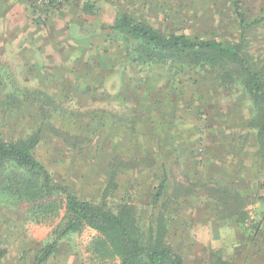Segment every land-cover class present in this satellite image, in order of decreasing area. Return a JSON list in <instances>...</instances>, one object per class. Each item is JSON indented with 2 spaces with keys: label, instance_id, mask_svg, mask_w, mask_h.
I'll return each mask as SVG.
<instances>
[{
  "label": "trees",
  "instance_id": "trees-1",
  "mask_svg": "<svg viewBox=\"0 0 264 264\" xmlns=\"http://www.w3.org/2000/svg\"><path fill=\"white\" fill-rule=\"evenodd\" d=\"M242 3L233 0L240 37L230 43L162 32L127 9L118 11L109 29L111 35L123 39L120 60L126 65L154 71L170 67L169 76H179L182 85V78L191 81L198 74L193 80L195 89H202V82H210L216 89H234L243 94L250 114L237 121L238 137L232 145H222L230 159L245 157L253 148L247 165L232 167L225 158L217 165L212 156L209 164L213 162L215 169L205 170L209 164H204L196 149L186 152L184 132L174 126L165 128L171 121L166 120L167 109L162 105L164 98L170 99L171 88L158 93L151 91L153 86L147 87L149 107L138 97L133 101L127 98L126 105V99L121 98L122 88L116 97L122 99L123 110L109 114L103 109L99 115L96 110L66 106L59 101L62 94L42 88L18 92L0 89V207L9 213L27 208L36 222L60 216L63 211L53 231L54 240L41 249L35 264L44 262L61 238L86 227L99 233L93 242L96 255L117 258L118 264H237L222 258L212 263L188 262L173 239L176 230L183 227L185 210L190 206L203 207L207 218L213 214L220 226L236 224L245 228L250 202L247 192L251 190L245 180L264 176V61L257 60L248 46L249 35L264 24V9L258 18L249 20ZM96 10L94 3L83 5L85 13ZM205 72L212 74L203 78ZM124 82L128 90L139 86L137 81ZM28 105L36 107L40 116L23 115ZM147 109L162 113L154 120L152 115L144 117ZM47 138L74 148L75 153L71 151L68 158L84 153L79 163L86 167L87 174L93 167L90 161L103 157L107 179L99 196L84 197L69 183L57 180L55 170L52 172L41 158L40 150ZM96 145L101 148L97 150ZM180 165L194 166L193 179L204 180L190 184L183 171L177 178L173 167ZM151 170L160 178L153 184L144 180ZM143 171L146 173L141 174ZM126 174H130L129 184L123 188ZM138 181H144L140 191L136 190Z\"/></svg>",
  "mask_w": 264,
  "mask_h": 264
},
{
  "label": "rangeland",
  "instance_id": "rangeland-1",
  "mask_svg": "<svg viewBox=\"0 0 264 264\" xmlns=\"http://www.w3.org/2000/svg\"><path fill=\"white\" fill-rule=\"evenodd\" d=\"M21 1L31 9V22L21 6L13 11V7L6 9L0 17V89L4 92L42 88L50 93L62 94L59 101L66 106L82 111L96 110V115H99L103 109L109 114L123 110L122 99L116 97L121 94L122 88L125 90L121 98L126 99V105L136 97L140 103H147V87L153 86L151 91L158 93H165L171 88L170 99L164 98L162 105L167 109L166 120L171 121L165 128L174 126L175 130L184 132L186 145L183 148L188 149L186 152L196 149L204 164H209L212 156H215L213 161L217 165L224 158L232 167L248 164L253 148L247 151L245 157L230 159L227 153L224 154L226 149L222 145H232L238 137L237 121L250 114L251 108L243 94L234 89H216L210 82H202V89H195L193 80L200 76L198 74L190 78L191 81L182 78L185 81L182 85L179 76L176 79L169 76L170 67L154 71L144 66L126 65L120 60L123 39L111 35L109 29L118 11L127 9L162 32L185 33L193 38H217L230 43L240 37L233 0H60L46 12L45 19L36 16L27 0ZM86 2L97 5V11L85 14L83 5ZM242 5L246 17L254 20L262 13L264 0H243ZM8 13L11 16H7ZM249 39L250 51L257 60L264 61V24L257 26ZM84 73L89 75L83 77ZM211 74L205 72L203 78ZM124 81L127 84L137 81L139 86L128 90ZM70 84L72 86L68 90L63 89ZM147 104L149 107V102ZM147 110L144 117L152 115L154 120L162 113ZM21 113L40 116V111L32 105L25 107ZM49 141L47 138L46 146L40 150L41 158L52 172L55 170L57 180L69 183L84 197L99 196L107 179L103 157L100 155V160L90 161L93 167L87 174L86 167L81 165L84 153L81 157L76 153L68 158L74 148ZM96 148L98 150L101 145H96ZM86 161L88 164L89 161ZM193 169L194 166L173 167L177 178H181L183 171V175L187 174L190 178V184L198 185L204 179H193ZM204 169L214 170L213 162ZM129 175L122 178L125 182L121 183L123 188L129 184ZM159 179L151 170L144 180L153 184ZM143 182L138 181L136 190H141L140 183ZM245 182L251 188L247 192L250 202L246 206L248 217L245 228L236 224L220 226L216 216L212 214L207 218L201 206H190L185 210L187 218L183 227L176 230L173 240L188 262L212 263L222 258L237 264H264V176L261 179H246ZM61 215L36 222L27 208L9 213L0 207V255L22 252L24 256H38L41 249L54 240L53 231ZM98 236L95 229L86 227L81 232L61 238L49 257H63L65 264L70 263L72 258L79 259L75 264H118L117 258L96 255L93 242Z\"/></svg>",
  "mask_w": 264,
  "mask_h": 264
},
{
  "label": "crops",
  "instance_id": "crops-1",
  "mask_svg": "<svg viewBox=\"0 0 264 264\" xmlns=\"http://www.w3.org/2000/svg\"><path fill=\"white\" fill-rule=\"evenodd\" d=\"M18 6H21V8L25 9V12L28 13V17L30 18V22L32 21V14H31V9L29 8V6L26 5L25 2L21 1V0H1L0 1V17H3L4 12H6V9H10L12 8V11L14 9H18ZM97 8V5H96ZM17 11V10H16ZM97 11V10H96ZM95 11V12H96ZM11 13V12H10ZM8 13L7 16H11V14ZM85 13V12H84ZM88 14V13H85ZM83 68V66H82ZM84 70V68H83ZM85 72V71H84ZM89 75L88 73L84 75H82L83 77ZM80 78H83V77ZM27 247H25L24 249H26ZM36 257H28L27 255L24 256L23 253H8L7 255H0V264H35L36 261ZM72 261H70V263L68 264H75L76 262H78V258H72ZM47 262H49L48 264H65L64 262V258H59L57 256L55 257H48L44 262L40 263V264H47Z\"/></svg>",
  "mask_w": 264,
  "mask_h": 264
},
{
  "label": "built area",
  "instance_id": "built-area-1",
  "mask_svg": "<svg viewBox=\"0 0 264 264\" xmlns=\"http://www.w3.org/2000/svg\"><path fill=\"white\" fill-rule=\"evenodd\" d=\"M59 1L60 0H27V2L33 6L35 14L39 19H45L46 12L50 11L52 6ZM43 10H45V12H43Z\"/></svg>",
  "mask_w": 264,
  "mask_h": 264
}]
</instances>
